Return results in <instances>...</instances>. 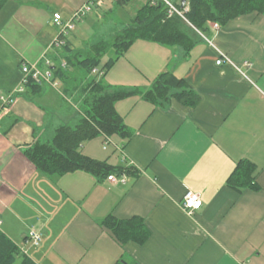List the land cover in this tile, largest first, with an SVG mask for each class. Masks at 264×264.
Masks as SVG:
<instances>
[{
	"label": "crops",
	"instance_id": "1",
	"mask_svg": "<svg viewBox=\"0 0 264 264\" xmlns=\"http://www.w3.org/2000/svg\"><path fill=\"white\" fill-rule=\"evenodd\" d=\"M90 1L7 0L0 9V232L35 264H264L261 15L239 16L217 30L209 24L189 53L136 40L106 72L112 86L146 88L169 68L199 96L194 107L175 99L155 106L137 95L115 103L131 137L97 136L82 153L126 167L124 182L85 171L50 178L23 154L64 122L65 98L57 81L24 95L22 65L49 69L61 48L52 45L60 34L53 15L67 23ZM75 24L65 34L73 46ZM221 54L229 62L217 65ZM240 160L255 165L257 189L227 186ZM187 191L202 201L191 215L181 207ZM107 216L143 219L149 238L121 244L101 224ZM31 230L41 235L38 246L28 240Z\"/></svg>",
	"mask_w": 264,
	"mask_h": 264
},
{
	"label": "trees",
	"instance_id": "2",
	"mask_svg": "<svg viewBox=\"0 0 264 264\" xmlns=\"http://www.w3.org/2000/svg\"><path fill=\"white\" fill-rule=\"evenodd\" d=\"M6 1L0 0V9ZM131 1L116 0L115 5L121 8ZM167 1L180 10L182 16L169 14V6L164 0H145L128 22L110 20V25L107 22L102 25L103 31L84 48H75L64 36L54 64L49 67L51 81L58 82L59 92L65 98L60 112L64 122L53 125L50 140H37L23 149V154L40 173L50 178L74 171L106 178L112 174L124 175L126 167L111 166L82 153V146L97 136H102L105 142L113 136L126 139V142L131 137L132 132L115 109L117 101L137 95L161 107H166L171 99L190 107L199 102L198 94L169 68L160 72L146 88L108 84L104 80L106 72L136 40L166 47L178 46L189 53L201 39L199 33L206 32L209 24H216L219 28L232 19L252 13L264 17V0H185L183 8H180L181 0ZM109 12H103L105 20L109 19ZM108 54L109 57L102 61ZM43 83L27 76L23 94L38 95ZM255 170L253 163L240 160L228 177L227 186L238 193L244 189H257ZM101 224L121 244L132 241L142 245L149 238L143 219L138 217L117 219L107 216ZM17 257H21L19 264H35L0 232V264H15Z\"/></svg>",
	"mask_w": 264,
	"mask_h": 264
},
{
	"label": "built area",
	"instance_id": "3",
	"mask_svg": "<svg viewBox=\"0 0 264 264\" xmlns=\"http://www.w3.org/2000/svg\"><path fill=\"white\" fill-rule=\"evenodd\" d=\"M104 0H92L90 2H88L87 4H84L82 7L78 8L75 12L74 15L72 17V19L70 21H68L67 23H62L61 22V16L56 13L53 15V21L55 23V25L60 27V34L58 36V38L52 43L53 46L55 47H61L64 43V36L67 33L66 31L71 30L74 28V21H78L80 20V18L87 12H90L92 7L95 5H100ZM165 3L169 6V14L172 13H177L178 15L182 16V13L180 10H178L176 7H174L169 1L164 0ZM213 29L217 30L218 26L216 24H213ZM229 62V59L226 55L221 54V56L219 57V59L216 60V64L219 65L222 62ZM46 66L49 67L51 65V63L46 60L45 62ZM22 72L25 76V78L27 76L32 77V79H34L37 82H46V83H50L51 85H55L51 82V73L50 70L47 68L46 71H40L39 69H37V67L35 65H28V64H23L22 65ZM25 78L23 80V82L25 81ZM19 91H22L19 90ZM18 91V92H19ZM13 97H9L4 99V102L6 104H11V102L13 101L12 99ZM122 178L120 179L121 182H124V175H121ZM107 180L111 181V182H117V178L114 174L110 175L107 177ZM202 206V201L199 197L198 194L193 193L191 191H187L185 193V195L183 196V199L181 201V207L184 211L187 212V214H192L195 210L200 209ZM28 240L31 242L32 246H38L40 244L41 241V235L40 233H38L37 231L31 230L29 231L28 234Z\"/></svg>",
	"mask_w": 264,
	"mask_h": 264
},
{
	"label": "rangeland",
	"instance_id": "4",
	"mask_svg": "<svg viewBox=\"0 0 264 264\" xmlns=\"http://www.w3.org/2000/svg\"><path fill=\"white\" fill-rule=\"evenodd\" d=\"M145 0H132L130 4L123 6L121 8H117L115 5L116 0H107L105 3V9L93 10L91 13H88L86 17L79 23H76L75 29L72 31L73 34L77 37V41L74 43L75 48H84V46L91 42L98 36L97 33L103 31V26L106 22L109 24L110 20L115 22H128V18L131 17L137 8L144 2ZM111 11L107 14V21L105 18L100 15L103 12ZM101 28V29H100ZM109 57V54L106 55L102 61H105ZM59 87V86H58ZM57 87V88H58Z\"/></svg>",
	"mask_w": 264,
	"mask_h": 264
},
{
	"label": "water",
	"instance_id": "5",
	"mask_svg": "<svg viewBox=\"0 0 264 264\" xmlns=\"http://www.w3.org/2000/svg\"><path fill=\"white\" fill-rule=\"evenodd\" d=\"M184 4H185V0H181L180 8H183Z\"/></svg>",
	"mask_w": 264,
	"mask_h": 264
}]
</instances>
